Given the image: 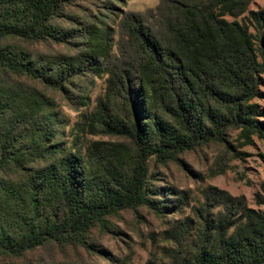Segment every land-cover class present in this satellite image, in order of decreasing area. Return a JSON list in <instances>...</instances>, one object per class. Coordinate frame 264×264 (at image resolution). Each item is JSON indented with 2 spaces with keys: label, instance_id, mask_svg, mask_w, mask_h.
Wrapping results in <instances>:
<instances>
[{
  "label": "trees",
  "instance_id": "16d2710c",
  "mask_svg": "<svg viewBox=\"0 0 264 264\" xmlns=\"http://www.w3.org/2000/svg\"><path fill=\"white\" fill-rule=\"evenodd\" d=\"M79 1L0 0V264L51 243L89 251L87 234L121 211L161 214L152 160L179 164L182 154L213 143L236 151L232 132L244 145L264 139L256 102L264 98V7L251 9L256 0H178L165 10L124 13L115 53L111 8L74 20L66 7ZM66 19L74 28L54 24ZM15 39L73 40L76 51L33 60L7 44ZM88 73L107 79L84 127L134 149L95 142L87 155L68 151L55 142L44 95L7 82L26 77L63 91ZM229 197L221 196L225 211L192 264H264V211H237Z\"/></svg>",
  "mask_w": 264,
  "mask_h": 264
},
{
  "label": "rangeland",
  "instance_id": "374dc122",
  "mask_svg": "<svg viewBox=\"0 0 264 264\" xmlns=\"http://www.w3.org/2000/svg\"><path fill=\"white\" fill-rule=\"evenodd\" d=\"M174 1L178 0H83L66 7L65 14L81 20L100 10L106 12L105 6L111 8L114 14L110 15L108 27L111 52L115 53L119 39L118 22L124 13L146 14L160 6L165 10ZM259 7H264V0H256L251 5L253 10ZM54 24L61 30L75 26L67 19L57 20ZM71 42L33 43L15 39L7 44L28 52L33 60H38L74 55L76 46L73 40ZM106 79V75L88 73L74 79L72 85L63 91L26 77L13 76L7 82L44 95L48 103L46 112L57 124L55 142L68 151L87 155L88 148L95 142L124 144L134 149L128 140L105 135L101 128L98 131L88 129L82 123L84 116L92 114L98 99L105 95ZM256 102L264 108V98ZM229 140L236 151L213 143L182 154L179 164L161 165L151 161L152 198L165 208L161 214L146 207L121 211L107 217L104 226L97 225L87 234L86 241L92 245L89 251L79 245L51 243L14 260V263L192 264L202 246L213 236V221H217L225 211L224 205L218 203L226 200L220 199L221 196L234 199L231 202L237 211L240 206L249 211H264V205L257 203L258 196L264 197V139L255 136L251 144L244 145L239 132H232ZM237 211L234 208L230 210L234 214Z\"/></svg>",
  "mask_w": 264,
  "mask_h": 264
}]
</instances>
